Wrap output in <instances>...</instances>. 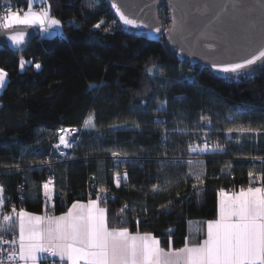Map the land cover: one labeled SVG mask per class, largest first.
Wrapping results in <instances>:
<instances>
[{
    "label": "trees",
    "instance_id": "trees-1",
    "mask_svg": "<svg viewBox=\"0 0 264 264\" xmlns=\"http://www.w3.org/2000/svg\"><path fill=\"white\" fill-rule=\"evenodd\" d=\"M0 1L22 13L31 0ZM43 1L33 8H48L61 34L43 37L38 27L24 50L0 48L7 73L0 93L1 217L21 209L41 214L50 178L51 193L59 194L47 208L54 215L85 194L80 201L106 207L110 229L151 233L165 250L200 243L218 216L221 189L264 184V66L234 78L181 60L167 43L166 8L162 36L151 40L123 31L104 0ZM21 59L28 62L22 70ZM64 128L79 131L65 150L56 147ZM204 136L217 152L198 155L204 167L197 180L191 148ZM114 152L136 160L124 164L119 186ZM92 187L112 197H86ZM13 225L0 232L7 241L17 237Z\"/></svg>",
    "mask_w": 264,
    "mask_h": 264
},
{
    "label": "snow or ice",
    "instance_id": "snow-or-ice-1",
    "mask_svg": "<svg viewBox=\"0 0 264 264\" xmlns=\"http://www.w3.org/2000/svg\"><path fill=\"white\" fill-rule=\"evenodd\" d=\"M113 6L125 25L139 26L137 21L129 18L119 6ZM0 20L3 21L0 27L5 29H12L14 25L38 24L45 31L61 23L50 15L48 8L37 12L31 10V5L22 17L16 11L9 10ZM144 26L150 27L148 24ZM94 27L100 28L101 24L98 23ZM154 30L159 32L160 27ZM104 31H110V28H105ZM182 31V18L174 16L169 29L170 39H174L175 35L181 34ZM24 35L23 31H16L11 40L20 44ZM206 47L212 49L214 46L207 44ZM258 62L264 66V34L258 41L253 39L242 55L227 61H213L212 67L223 73L240 74ZM24 63L21 59V67ZM35 67L40 68V65L36 64ZM6 75L7 73L0 69V88L5 84ZM90 121L91 117L85 123ZM59 131L63 134L59 136V144L56 147L59 148L60 144L70 146L66 139L69 130ZM113 155L118 153L114 152ZM252 175L253 173L249 172V176ZM199 179L197 176V180ZM261 180H264V176ZM119 182L117 174V186ZM50 183L51 181L44 185L46 197L52 192ZM105 191L104 188L100 189L101 193ZM2 192L3 188L0 187V193ZM220 197L219 219L208 222L207 238L201 243L191 246L186 243L180 249L170 248L168 251L160 246L159 240L151 233L138 232L132 235L125 227L110 229L106 210L98 206L97 200L90 199L87 204L77 201L60 216H39L21 209L16 212L19 227L18 250L9 251L7 259L18 257L25 264H37V254L46 252L59 256L61 260L66 259L69 264H81L82 261L84 264H264V186L241 188L231 196L221 189ZM3 204V197L0 196V206ZM12 223L14 222L11 215L4 214L0 220V232L6 231V225ZM0 243L16 245L17 240L7 241L0 236ZM2 251L0 249V253ZM0 264H4V261L0 260Z\"/></svg>",
    "mask_w": 264,
    "mask_h": 264
},
{
    "label": "water",
    "instance_id": "water-1",
    "mask_svg": "<svg viewBox=\"0 0 264 264\" xmlns=\"http://www.w3.org/2000/svg\"><path fill=\"white\" fill-rule=\"evenodd\" d=\"M113 12L123 31L137 38L157 40L162 36L163 23L160 19L162 8L174 16L182 18L183 31L167 43L181 60L208 69L215 74L238 77L256 72L257 65L240 73H223L212 67L213 61H227L243 54L250 42L259 40L264 34V0H104ZM135 19L139 26L125 25L113 5ZM175 6V8H174ZM159 22V23H158ZM148 24L150 27H145ZM170 25V26H171ZM160 27L157 32L154 29ZM170 29V27H169ZM16 31L25 33L20 44H15L11 36ZM37 36L36 30L29 27H15L0 30V48L7 47L15 51L24 50ZM207 44L214 47L209 49Z\"/></svg>",
    "mask_w": 264,
    "mask_h": 264
},
{
    "label": "built area",
    "instance_id": "built-area-1",
    "mask_svg": "<svg viewBox=\"0 0 264 264\" xmlns=\"http://www.w3.org/2000/svg\"><path fill=\"white\" fill-rule=\"evenodd\" d=\"M9 10L14 11L10 6L3 5L2 2L0 1V17H3L4 15H6ZM34 10L37 12L40 11V9H34ZM22 13H24V12H22ZM2 23H3V21L0 20V24H2ZM64 129L69 130L68 134L66 135V139L68 136H70L67 139L68 141L74 139V137L79 133V131L77 129H74V128H64ZM73 130H75V131H73ZM59 133H60V135L63 134L60 131H59ZM61 146H62V144L59 145V148L63 149ZM110 160L112 161V164H113L111 171L115 175L116 179H117V174H119V180H123L127 176V170L124 167V164L136 161L134 158L126 157V156H120V155H116V156L112 155V156H110ZM117 170H119L120 172H117ZM48 180L51 181L50 178ZM24 185H25V183H22V185L20 186L19 189L22 190ZM261 186H264V184L259 183L256 185H252V187H261ZM235 190H237V189H234V188L229 189L230 192H234ZM98 196L100 197L99 199L106 201L107 199L112 197V194H111V192H109L107 190L105 192L101 193L100 190H97L94 187L90 188L86 194V197H88V198L89 197H97L98 198ZM54 197H56V198L59 197V194L53 192L50 194L49 197L44 196L43 202L44 203H51ZM83 197H85V194H78L74 198V200L80 201V200H82L81 198H83ZM21 202H22V199L20 198L19 204H18L19 207L22 206ZM17 208L18 207H17V204L15 202L10 204V207H9L10 211H13V209H15V211H16ZM4 240H6V239L4 238ZM0 249L3 250L2 253H0V260H3L4 264H19V260L17 257L13 260L7 259V254L10 251L9 243H0ZM46 257L49 260L53 259L52 255H50L49 253L46 255Z\"/></svg>",
    "mask_w": 264,
    "mask_h": 264
},
{
    "label": "rangeland",
    "instance_id": "rangeland-1",
    "mask_svg": "<svg viewBox=\"0 0 264 264\" xmlns=\"http://www.w3.org/2000/svg\"><path fill=\"white\" fill-rule=\"evenodd\" d=\"M43 0H31L30 1V4L29 6L31 5V10H33V6L34 5H41L43 4ZM29 10V8H28ZM28 10H26L25 12H27ZM21 17L24 15V13H22V15L17 12ZM16 27H23V26H16ZM37 27H40V32L42 34L43 37H54L56 35H59L61 34L62 32V25L60 23L59 26H53L51 28H48L47 31L43 30L41 28V26H37ZM0 28H3V27H0ZM169 30V29H168ZM168 30H166V33L168 34ZM24 60V59H23ZM25 63L23 65V67H21V70L25 68V66L28 64V62L26 60H24ZM36 69H39V68H36ZM209 127L208 126H204L203 129L205 132H207V130ZM70 136L67 137V139L69 138ZM203 140L205 141L203 144L201 145H197V146H194L191 148V151L197 155V157H195L193 160H192V168H193V171L192 173L195 174V176H201L203 174V167H204V164H203V159H201L199 156L200 155H207V154H210V153H213V152H217V148H215L213 145H211L209 142L211 141V139L207 136H204L202 137ZM205 145H207V149H205ZM64 150L65 149H68V147H65L64 145L61 146ZM199 155V156H198Z\"/></svg>",
    "mask_w": 264,
    "mask_h": 264
},
{
    "label": "crops",
    "instance_id": "crops-1",
    "mask_svg": "<svg viewBox=\"0 0 264 264\" xmlns=\"http://www.w3.org/2000/svg\"><path fill=\"white\" fill-rule=\"evenodd\" d=\"M32 11H35L34 9L32 10ZM25 13V12H24ZM21 14V13H20ZM22 15V14H21ZM16 26H23V27H29V28H38L37 26H39L38 24H36V25H14L13 26V28H15ZM40 28V27H39ZM3 29H5V28H3ZM6 84H7V76L5 77V84H4V86L2 87V88H0V93L4 90V88L6 87ZM50 188H52L51 186H49ZM248 187H250V186H248ZM248 187H244L245 189L246 188H248ZM252 187V186H251ZM241 189V188H240ZM240 189H237V190H235L234 192H230L229 190H224L225 191V193H227L229 196H231V195H233V194H235V193H238L239 191H240ZM0 196H2L1 195V193H0ZM220 199H221V197H220V192H219V194H218V216H217V218H216V220H218L219 219V202H220ZM93 200H95V199H93ZM89 200H87V201H79L80 203H84V204H87V202H88ZM77 201H75L74 203H76ZM97 203H98V206L99 207H101V208H104L105 210H106V218H107V221H108V215H107V209H106V207L103 205V204H101L100 203V201L99 200H97ZM50 204L51 203H48V205H46V207L44 208V211L41 213V214H34V215H39V216H45V215H49V216H60V215H54V214H52V213H50L49 212V210L47 209L48 208V206H50ZM73 204V203H72ZM72 206V205H71ZM71 206H70V208H71ZM69 208V209H70ZM68 209V210H69ZM17 212H19V211H17ZM65 214V213H64ZM61 215H63V214H61ZM11 217H12V220H13V222L14 223H12V224H14L13 226H14V228H16V230H17V237H16V240H17V249L16 250H18V238H19V227H18V221H17V218H16V213H14L13 215H11ZM0 220H2V217H1V206H0ZM215 221V220H214ZM207 224L208 223H206V225H205V238L204 239H206L207 238ZM9 225H6V227H8ZM130 234H132V235H135V234H137V233H131L130 232ZM141 234V233H140ZM153 236V235H152ZM156 238V237H155ZM157 239V238H156ZM203 239V240H204ZM158 240V239H157ZM202 240V241H203ZM201 241V242H202ZM160 242V241H159ZM200 242V243H201ZM188 245L189 246H191L189 243H188ZM160 246H161V244H160ZM169 250V249H168ZM168 250H165V251H168ZM172 250H174V249H172ZM48 253H38L37 255H38V259H37V264H56L57 262H58V264H69V262L65 259V260H61L60 259V257L59 256H53L52 255V257H53V259H51V260H49L47 257H46V255H47ZM18 258V257H17ZM18 260H19V258H18ZM19 264H25V262L24 261H20L19 260ZM81 264H84V262L82 261L81 262Z\"/></svg>",
    "mask_w": 264,
    "mask_h": 264
},
{
    "label": "bare ground",
    "instance_id": "bare-ground-1",
    "mask_svg": "<svg viewBox=\"0 0 264 264\" xmlns=\"http://www.w3.org/2000/svg\"><path fill=\"white\" fill-rule=\"evenodd\" d=\"M3 29V28H2Z\"/></svg>",
    "mask_w": 264,
    "mask_h": 264
}]
</instances>
